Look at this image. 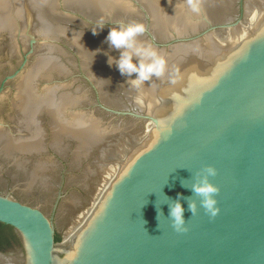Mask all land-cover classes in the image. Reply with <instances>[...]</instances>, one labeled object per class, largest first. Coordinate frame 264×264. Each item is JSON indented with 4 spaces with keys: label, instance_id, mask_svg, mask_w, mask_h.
Wrapping results in <instances>:
<instances>
[{
    "label": "clouds",
    "instance_id": "9594fccd",
    "mask_svg": "<svg viewBox=\"0 0 264 264\" xmlns=\"http://www.w3.org/2000/svg\"><path fill=\"white\" fill-rule=\"evenodd\" d=\"M188 5L193 12L198 11V4L193 3V0H188ZM103 30V27H101ZM145 32V26L139 23H131L127 26L120 25L109 30L105 39L111 47L120 50L118 60H115L117 70L121 75L132 77L135 74V79H132L134 85H140L150 81L153 77H160L165 72V59L152 48L151 45L144 46L137 44V37ZM97 31H92L96 35ZM131 50V51H129ZM137 57V62L133 63V57ZM109 59V65H111ZM201 178L192 186V190L200 199L199 206L205 210V213L210 217H216L219 213L217 200L214 198L218 193V188L209 181V177L216 175V170L212 167H206L198 173ZM188 211L191 216L197 214V205L195 202H189ZM171 227L177 233H185L187 231V221L184 219V208L177 202L170 210Z\"/></svg>",
    "mask_w": 264,
    "mask_h": 264
}]
</instances>
